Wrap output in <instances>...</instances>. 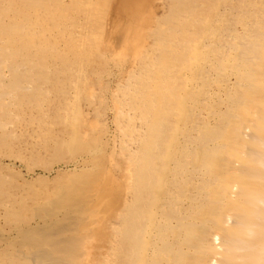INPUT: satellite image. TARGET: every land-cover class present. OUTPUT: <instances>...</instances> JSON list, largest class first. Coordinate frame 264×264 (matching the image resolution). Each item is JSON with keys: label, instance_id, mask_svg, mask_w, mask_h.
I'll return each instance as SVG.
<instances>
[{"label": "rangeland", "instance_id": "374dc122", "mask_svg": "<svg viewBox=\"0 0 264 264\" xmlns=\"http://www.w3.org/2000/svg\"><path fill=\"white\" fill-rule=\"evenodd\" d=\"M129 4L0 0V264H264V0Z\"/></svg>", "mask_w": 264, "mask_h": 264}, {"label": "bare ground", "instance_id": "6f19581e", "mask_svg": "<svg viewBox=\"0 0 264 264\" xmlns=\"http://www.w3.org/2000/svg\"><path fill=\"white\" fill-rule=\"evenodd\" d=\"M137 0H119V6L117 7V10L120 9V6H129L131 8V5L129 4L130 2H136ZM129 2V3H127ZM127 3V4H126ZM138 4V3H137ZM133 10H134V7H133ZM137 10V9H136ZM130 9H121L120 11H118L117 13L120 14L121 12L122 13H125V12H129ZM124 15V14H123ZM187 19V18H186ZM189 31V30H188ZM208 33V32H207ZM205 36V35H204ZM216 37V36H215ZM215 39V38H213ZM202 42V41H201ZM200 43V42H199ZM196 45V43H195ZM204 50V49H203ZM148 54V53H147ZM196 55V54H195ZM196 57V56H195ZM201 57V56H200ZM199 59V58H198ZM201 61V60H200ZM202 63V62H200ZM192 66V65H191ZM197 71V70H196ZM188 76V75H187ZM219 79V78H218ZM195 85V84H194ZM183 92V91H181ZM186 101V100H185ZM163 119V118H162ZM164 120V119H163ZM263 123V122H262ZM180 128V127H179ZM138 206V205H137ZM158 219V218H157ZM156 225V224H155ZM156 228V227H155ZM156 230V229H155ZM153 231V230H152ZM151 236V234H150ZM149 237V236H148ZM148 239V238H147ZM157 244V243H156ZM143 253V252H142ZM146 254V252H144ZM144 257V255L142 256V258Z\"/></svg>", "mask_w": 264, "mask_h": 264}]
</instances>
